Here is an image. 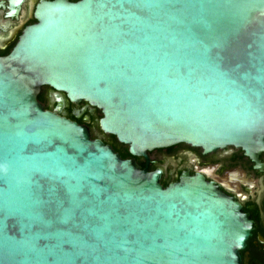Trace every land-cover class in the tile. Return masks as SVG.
<instances>
[{"label": "water", "instance_id": "obj_1", "mask_svg": "<svg viewBox=\"0 0 264 264\" xmlns=\"http://www.w3.org/2000/svg\"><path fill=\"white\" fill-rule=\"evenodd\" d=\"M37 18L0 56V264H242L237 202L135 158L184 143L257 159L264 0H55ZM63 94L131 158L63 117Z\"/></svg>", "mask_w": 264, "mask_h": 264}, {"label": "flooded vegetation", "instance_id": "obj_2", "mask_svg": "<svg viewBox=\"0 0 264 264\" xmlns=\"http://www.w3.org/2000/svg\"><path fill=\"white\" fill-rule=\"evenodd\" d=\"M46 1L55 0H0V56L10 54L25 31L39 22L37 12ZM40 98L47 99L45 104L39 101L45 109L55 110L49 87H41ZM60 114L86 126L92 138H99L112 147L110 135L99 129L98 120L102 117L99 109L83 101L70 103L65 98ZM147 156L148 164L145 157L135 160L142 168L147 166L150 172L161 169L160 183L164 187L179 181L185 172L191 176L199 174L237 202L251 220L250 236L240 250L241 263L264 264V150L254 160L244 150L233 146L204 152L202 148L179 143L154 149Z\"/></svg>", "mask_w": 264, "mask_h": 264}, {"label": "trees", "instance_id": "obj_3", "mask_svg": "<svg viewBox=\"0 0 264 264\" xmlns=\"http://www.w3.org/2000/svg\"><path fill=\"white\" fill-rule=\"evenodd\" d=\"M38 101H40L41 103L45 104L48 103L46 98H40L38 99ZM110 139L112 140L113 144H112V148L117 152L120 153V156L122 158L124 157H130L128 150H127V146L120 144L116 138L112 135H110Z\"/></svg>", "mask_w": 264, "mask_h": 264}]
</instances>
